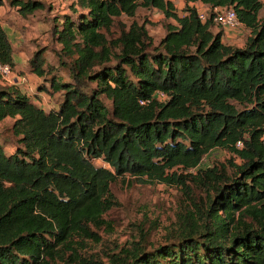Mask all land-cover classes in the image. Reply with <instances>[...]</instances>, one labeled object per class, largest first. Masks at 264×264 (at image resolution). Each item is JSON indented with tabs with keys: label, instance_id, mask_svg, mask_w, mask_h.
Here are the masks:
<instances>
[{
	"label": "trees",
	"instance_id": "1",
	"mask_svg": "<svg viewBox=\"0 0 264 264\" xmlns=\"http://www.w3.org/2000/svg\"><path fill=\"white\" fill-rule=\"evenodd\" d=\"M184 3L179 15L171 0H73L53 24L68 76L36 49L35 92L0 85V124L11 118L3 131L15 139L7 152L0 134V264H264V0ZM4 4L21 15L43 7ZM139 8L173 20L158 43L134 19ZM214 8H232L249 29L242 47L211 30ZM0 63L15 70L1 24ZM40 94L54 106L38 105ZM215 148L239 159L231 174L199 167ZM123 177L206 193H188L194 209L177 213L165 243L148 248L140 231L106 262L82 255L76 244L98 240L92 227L118 205L111 185Z\"/></svg>",
	"mask_w": 264,
	"mask_h": 264
},
{
	"label": "rangeland",
	"instance_id": "2",
	"mask_svg": "<svg viewBox=\"0 0 264 264\" xmlns=\"http://www.w3.org/2000/svg\"><path fill=\"white\" fill-rule=\"evenodd\" d=\"M43 7L34 12L21 15L13 7L4 4L0 8V24L5 29L13 48V59L15 70L11 71L14 80H4L0 75V85L19 86L30 94L35 92L41 78L31 74L28 70V60L36 49H44L48 62L58 66L57 73L67 77L68 72L65 66L58 63L60 46L53 37L54 21L61 20L63 15L72 13L70 4L73 0H37ZM174 5L179 15L183 14L184 0H174ZM199 11L208 14L206 7L197 5ZM264 10L261 11V13ZM139 23L145 22L149 35L155 43L165 34L164 24L173 22L164 18L157 9L139 8L134 17ZM121 21L128 24L132 19L122 16ZM213 32L222 31V41L226 44L242 47L246 38L250 35L249 29L242 24L233 28H223L212 24ZM68 61V58H63ZM36 100L37 104L46 110L54 106V99L46 94H40ZM106 104L109 102L105 100ZM11 118H6L0 124V134L6 142V150H12L15 139L3 128L10 125ZM233 163L239 159L223 149L215 148L208 152L201 160L199 167L225 165L228 173L233 172L230 160ZM96 165L105 164L101 160H95ZM192 172L194 170H191ZM192 188H179L167 186L160 183L143 184L130 182L128 177L117 178L111 185L118 205L105 212L102 216L104 224L99 228L92 227V231L98 237L83 238L77 245L79 252L84 255H93L106 262V253L114 251L116 247L128 246L133 240L140 236V231L148 235V248L165 243L170 234L176 228V215L180 210L189 211L194 209L189 200L188 193L192 192L197 197H205V188H198L189 183ZM67 256H65L66 259ZM65 259H56L55 264H64Z\"/></svg>",
	"mask_w": 264,
	"mask_h": 264
},
{
	"label": "built area",
	"instance_id": "3",
	"mask_svg": "<svg viewBox=\"0 0 264 264\" xmlns=\"http://www.w3.org/2000/svg\"><path fill=\"white\" fill-rule=\"evenodd\" d=\"M208 14L205 12H198V16L200 19L205 20ZM213 21L215 24L223 27V28H233L239 24H241L232 8H214V16ZM0 75L4 78V80H14V78L11 77V69L6 64L0 63ZM261 142L264 144V133L261 136ZM237 146H241V142H237Z\"/></svg>",
	"mask_w": 264,
	"mask_h": 264
},
{
	"label": "crops",
	"instance_id": "4",
	"mask_svg": "<svg viewBox=\"0 0 264 264\" xmlns=\"http://www.w3.org/2000/svg\"><path fill=\"white\" fill-rule=\"evenodd\" d=\"M173 3H174V0H171ZM196 5H199V4H196ZM202 6V4H200ZM1 8V7H0ZM37 100V99H36Z\"/></svg>",
	"mask_w": 264,
	"mask_h": 264
}]
</instances>
